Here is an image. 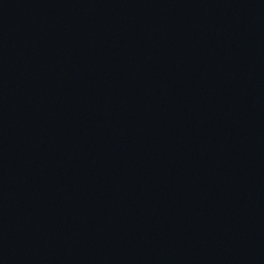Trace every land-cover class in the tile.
Listing matches in <instances>:
<instances>
[{
    "label": "water",
    "instance_id": "95a60500",
    "mask_svg": "<svg viewBox=\"0 0 264 264\" xmlns=\"http://www.w3.org/2000/svg\"><path fill=\"white\" fill-rule=\"evenodd\" d=\"M0 264H264V0H0Z\"/></svg>",
    "mask_w": 264,
    "mask_h": 264
}]
</instances>
